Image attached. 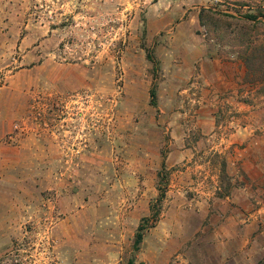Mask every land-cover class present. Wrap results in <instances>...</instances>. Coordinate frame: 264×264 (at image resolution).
<instances>
[{"label": "rangeland", "instance_id": "1", "mask_svg": "<svg viewBox=\"0 0 264 264\" xmlns=\"http://www.w3.org/2000/svg\"><path fill=\"white\" fill-rule=\"evenodd\" d=\"M263 14L264 0H0V264H128L152 228L171 250L183 239L170 264H264V191L246 198L254 247L229 257L211 198L223 163L245 181L240 162L264 157V81L244 60L264 49ZM199 46L235 75L182 80Z\"/></svg>", "mask_w": 264, "mask_h": 264}, {"label": "crops", "instance_id": "2", "mask_svg": "<svg viewBox=\"0 0 264 264\" xmlns=\"http://www.w3.org/2000/svg\"><path fill=\"white\" fill-rule=\"evenodd\" d=\"M181 33H173V37L176 38V36H179ZM184 36V35H183ZM181 36V37H183ZM190 49L193 50L191 53L192 60L189 61L188 64H190V70L188 69L185 64L182 66L180 65L179 73L178 75L181 76L182 80L184 77H186V74H189L188 80L191 79V75L195 74V70H197V74L199 77H210L209 74L211 72L214 76L218 75H226V77L231 78L235 75L234 71H236V66H234V63H230V66H225L222 63H219V61L214 60L216 63L215 65L209 61H205L204 56L208 54V50L203 48L202 46L199 47H193ZM179 50V49H176ZM175 50V52H177ZM181 51V50H180ZM179 51V52H180ZM195 53V55H194ZM200 53V54H198ZM207 58V57H206ZM208 59V58H207ZM221 68V69H220ZM188 72V73H187ZM183 73L185 75H183ZM167 76V75H166ZM170 74H168V77ZM214 76L212 78H214ZM194 77H196L194 75ZM207 79V78H206ZM213 80V79H212ZM186 81V80H184ZM214 82H217V80H213ZM174 84L178 85V81L173 82ZM151 99V95H150ZM239 104V103H237ZM240 134V132H237L234 134L236 136L237 134ZM243 134L241 135V137ZM237 139L235 138L234 141ZM241 142V141H240ZM261 152V151H257ZM49 157H50V150H49ZM264 155V154H263ZM168 160H166V163ZM196 162V161H194ZM169 164V163H168ZM194 165V164H192ZM260 165V168H259ZM251 166V167H250ZM249 170L252 174L247 175L244 178L245 181L241 179V176L239 177L238 174L230 173V169H227V173L230 176L231 180V187L228 190V192L222 191V182L220 178V174H218V179L216 181L215 185V192L213 194L212 198V204H213V211H216L217 216L218 214L222 217V214L224 215L225 221L230 223V226L221 227L220 230L224 231L225 238H229L227 242H225V251L227 253V257L230 255H234L235 253H245L248 251L247 247H254L255 240L252 241V238L250 234L252 233L251 227L253 224H249L246 217V211L247 204L246 198L248 195L251 196H260L262 195L260 192L264 191V189L261 188V186L257 187L258 189L255 190L252 188V184L250 182H255L256 184H260L264 182V157H259L258 155L255 156L253 159V162H249V158L247 157L244 161L242 160L240 162V168L246 170ZM219 172V171H218ZM248 177H251L250 179ZM248 181L247 183H244ZM250 183V185H249ZM260 189V190H259ZM223 192L224 195L220 196L218 192ZM211 206V204H209ZM210 210V208L208 209ZM222 211V213L220 212ZM219 217V216H218ZM163 218V217H162ZM161 223H163V220H161ZM228 224V223H227ZM157 228H152L150 231H148L147 238L145 236L144 242L142 244V247L145 246L144 253L138 254L136 256V259H134V264H170V262H176L179 260V257L181 258V254L179 253L180 247L183 246V239H175V246H179V248L175 250H171L170 248V241L167 236V233H157ZM149 239V240H148ZM256 243V242H255ZM202 247V245L200 244ZM203 252V250H202Z\"/></svg>", "mask_w": 264, "mask_h": 264}, {"label": "trees", "instance_id": "3", "mask_svg": "<svg viewBox=\"0 0 264 264\" xmlns=\"http://www.w3.org/2000/svg\"><path fill=\"white\" fill-rule=\"evenodd\" d=\"M206 13H208V16L205 17V15H207ZM218 13L213 12L212 10H206V9H202L201 12V20L202 22H207L208 20L206 19L208 18H212L214 15H216ZM225 16H230L233 17L230 14H226ZM264 16V14L262 15ZM257 19H258V15H248V20L250 22H252V26L254 29H257ZM255 48V47H254ZM262 51H264V49H253L252 52H250L248 54V56L244 59L245 60V64L247 66L248 69V74L255 77V80H262L264 81V56ZM150 58H152L151 54L148 55ZM150 95H151V103L153 105H156L157 103V92H156V86H152L151 91H150ZM226 174H227V169H226V164L223 163L222 164V169H221V174H220V178H221V182H222V191L224 192H228V190L231 187V182L228 180L226 183L224 182L226 179ZM166 174L162 173L160 174V180H159V187H160V194L157 197V199L152 202L151 204V212H152V218L155 222V220L158 219L159 215H160V211L162 209V203L163 200L165 198V192L164 190H162V183H164L166 181ZM226 185V187H225ZM218 192V194L220 196L224 195L223 192ZM151 218V217H150ZM150 222V220L147 217L142 218L139 226H138V230L135 236V241H134V249L137 251L139 250L140 244L143 241L144 238V232L147 228L148 223ZM153 226V225H152ZM128 264H134V259L131 258L128 261Z\"/></svg>", "mask_w": 264, "mask_h": 264}]
</instances>
